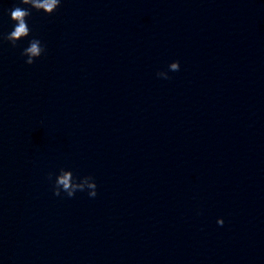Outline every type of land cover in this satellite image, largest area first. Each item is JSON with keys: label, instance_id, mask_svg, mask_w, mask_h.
Listing matches in <instances>:
<instances>
[{"label": "clouds", "instance_id": "9594fccd", "mask_svg": "<svg viewBox=\"0 0 264 264\" xmlns=\"http://www.w3.org/2000/svg\"><path fill=\"white\" fill-rule=\"evenodd\" d=\"M19 4L28 6L27 8L14 6L9 10L10 19L14 24L13 30L7 35L0 36V39L7 41L13 47L17 43L30 35V28L27 23V19L31 15V10L42 11L45 15H52L61 4V0H19ZM45 52V48L39 39H31L29 45L21 52L22 57H26L25 63L32 65L40 58ZM169 71L176 72L180 70L179 61H173L168 65ZM160 71L157 73L158 77H162ZM164 79H169L168 74L163 75ZM53 173H49L48 179L52 180ZM97 185L92 176L76 177L72 173L60 169L59 174L55 176L53 184V194L60 196L61 193H65L67 197H73L77 191H88L90 197L97 195ZM217 223L223 225V219H218Z\"/></svg>", "mask_w": 264, "mask_h": 264}]
</instances>
